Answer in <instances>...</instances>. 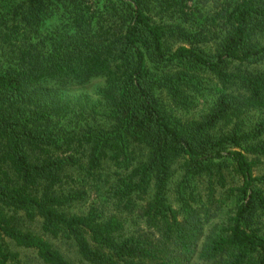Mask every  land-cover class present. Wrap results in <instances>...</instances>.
Masks as SVG:
<instances>
[{
	"label": "trees",
	"instance_id": "16d2710c",
	"mask_svg": "<svg viewBox=\"0 0 264 264\" xmlns=\"http://www.w3.org/2000/svg\"><path fill=\"white\" fill-rule=\"evenodd\" d=\"M54 1L0 12V264H23L14 247L43 264H264V119L247 120L264 113V71L234 70L264 60V0L228 1L213 55L172 23L185 0ZM203 70L236 91L184 121L174 109L194 107ZM95 80L103 124L86 121L98 105L69 95ZM177 163L180 209L168 196ZM107 169L111 196L72 212ZM200 184L235 203L221 229L206 232L214 204ZM134 214L130 230L122 216Z\"/></svg>",
	"mask_w": 264,
	"mask_h": 264
},
{
	"label": "rangeland",
	"instance_id": "374dc122",
	"mask_svg": "<svg viewBox=\"0 0 264 264\" xmlns=\"http://www.w3.org/2000/svg\"><path fill=\"white\" fill-rule=\"evenodd\" d=\"M21 1L22 0H0V12H6L10 7L21 3ZM228 1L229 0H185L184 5L180 6V9H183V11L181 12L180 10L177 14L173 15V17L171 18L172 23L181 25L182 27L192 32L198 31L199 33H201V37L206 38V41L201 43L200 47L206 53L213 55L219 44V39L221 37L223 28L221 27V20L216 19H218V14L228 7ZM54 2H59V0ZM59 16V14L55 15V19L51 21L52 23L49 30H51L52 27L56 24L55 21H59ZM180 44H183V42H181ZM177 45H179V43H176V46ZM246 69H252L254 71H264V60L253 61L250 64L246 63L244 66L240 64L234 66V70L244 71ZM199 74L202 80L203 89L200 93L191 92V97L194 101V107L189 110L174 109L177 116L184 121L200 119L203 115L209 113L211 109L215 107L221 95L225 93H234L236 91V88L233 86L225 87L213 73H210L207 70L200 71ZM104 85V80H95L89 85L76 87L69 90V95L73 99L81 98L82 100H84L83 97L87 96L92 103L98 105L97 110L100 114L95 115L91 112L87 113V122H97L98 124H103L105 121L104 117L101 115V112L104 111V107L99 105L100 95L98 94L99 89L104 87ZM248 114L249 116L247 120L252 125L256 124L257 121L264 119V113L257 110H252ZM95 119L97 120L95 121ZM179 164L180 163L173 164L174 176L169 185L168 193L170 202L177 209H180L177 197V184L181 179V169ZM262 171H264V159L257 173H260ZM103 175L104 176L102 177L101 190L98 192L95 188L91 189L93 192H91V195L86 203L78 205L77 207L72 209V212L84 213L87 211L91 204L98 203V199L101 201H105V199L111 196V186L116 181V174L114 172V169H107L103 172ZM106 179L109 182H107ZM230 183L232 185H235L238 184V181L235 178H230ZM202 190H204V186L200 184V188L197 191V193L199 194L197 199H201L202 196L203 202L207 201L209 205H211L210 203L214 204V206H212L210 214L214 216L211 219V222L206 225V232H208L209 229L215 227H217V230L221 229L227 224L228 219L233 215V211L235 210V203L230 198L229 200H227V203L221 202L220 204V200L222 199V197L225 199L227 197V194L223 190L219 191V197H221V193L223 194V196L219 199V203H213L208 200V197H205V192H202ZM108 210L112 213H116L114 206H108ZM122 217L127 220V224L130 230H134L133 228L138 227L137 225H135V223H137L138 221L137 214L123 215ZM38 225L39 223L29 224V227L31 230L39 231ZM61 246L63 247V253L67 258L72 260L76 259L75 252L72 248L66 247V245ZM14 249L21 254L23 264H43L33 250H25L17 247H14ZM192 261L194 262V264L199 262V255L196 256Z\"/></svg>",
	"mask_w": 264,
	"mask_h": 264
}]
</instances>
